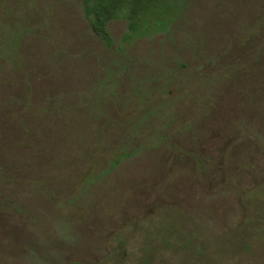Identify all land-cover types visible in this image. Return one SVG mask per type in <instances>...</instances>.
Returning <instances> with one entry per match:
<instances>
[{"label": "rangeland", "instance_id": "obj_1", "mask_svg": "<svg viewBox=\"0 0 264 264\" xmlns=\"http://www.w3.org/2000/svg\"><path fill=\"white\" fill-rule=\"evenodd\" d=\"M82 1L48 3L46 21L42 20V35L52 41V55L57 54L58 59L54 63L47 60L45 51L50 49L44 43L47 40L41 41L40 51L32 49L27 59L33 63V76L28 78V83L38 94L46 88L49 92V88L53 89L47 95L48 101L51 97L52 103L62 108L83 103L85 98L90 100L97 84H100V92L113 99L112 94L116 97L127 94L132 80L143 79L142 70L134 69L133 75L116 71L114 67V78L108 80L104 74L105 65L101 64L104 60L112 57L115 66V62L134 56L138 59L136 68L139 61L149 64L146 74H180L185 71L181 65L194 59L185 41L194 39L193 47L197 44L204 58L215 60V54L222 56L218 48L219 31L226 34L235 25V21L231 23L232 18L226 20L228 5L233 6L232 3L197 0L193 9L182 11L181 24L178 22L175 26L173 39L179 44L166 43L167 36L158 34L123 45L127 23L113 21L108 28L114 45L107 49L92 33ZM37 54H40L38 61ZM220 64H224V68L211 65L201 70L207 77L204 73L201 77L193 74L194 78H189L183 89L195 91V94L191 93L185 100L177 95L179 101L168 108V116L173 112L176 122L183 123L186 119L191 126V133L171 139L172 145L138 152L105 175L97 185L79 186L85 173L84 163L90 169L98 162L101 169L108 166L100 160V150L90 161L87 156L93 152L86 150L83 161L74 159L64 164L61 160L51 161L58 172H65L63 183L56 176L47 187L32 189L27 186L31 179L25 176L26 185L10 187L11 191L8 188V195L13 193L19 197L29 210L23 218H11L7 222L11 226L3 228L0 264L98 263L110 254L117 234L128 241L127 251H133L127 252L126 261L120 264H138L140 256L137 253L143 248L145 233L133 232L132 226L137 221L146 223L153 219L157 222L145 229L159 230L160 240L169 237V231L181 230L193 235L192 242L196 244L189 257H171L170 262V252L178 248L161 247L159 239H151L150 246L156 249L155 253L159 251L156 254L162 256V264H264V100H258V94L252 91L257 101L249 104L240 75H234L235 88L225 94L230 83H223L221 78L231 68L225 58ZM234 70L241 74L239 67ZM211 71L218 76L219 82L209 80ZM47 77L54 80L52 85L44 81ZM200 78H208V81L197 84L202 86L198 91L195 81ZM218 83L222 85L219 87ZM161 85L157 82L158 87ZM169 88L168 94L160 97L152 94L145 105L153 107L161 104V100L176 96L174 89ZM60 130V127L55 129L56 136ZM10 131L13 135L17 132L14 141L19 149L28 155H38L28 144L31 140L27 135L26 139L18 138L20 128L11 127ZM33 134L36 135L35 131ZM86 141L89 139L71 143L79 148L88 145ZM9 157L22 159L23 155ZM201 157L207 161L202 164L204 168L200 164ZM188 220L200 225H192Z\"/></svg>", "mask_w": 264, "mask_h": 264}, {"label": "trees", "instance_id": "obj_2", "mask_svg": "<svg viewBox=\"0 0 264 264\" xmlns=\"http://www.w3.org/2000/svg\"><path fill=\"white\" fill-rule=\"evenodd\" d=\"M51 1L54 0H0V239L4 236L3 228L11 226L10 223H7L10 219L15 216L23 218L29 210L19 197L13 193L8 195V188L21 184L26 185L23 182L25 176L31 179L27 186L32 189L47 187L51 180H55L56 176L62 182L65 172H58L51 165L52 160H61L63 164L74 159L83 161L86 156L85 151L91 150L93 154L87 156L90 161L100 150V160L102 163L105 161L103 164L108 166L101 169V164L98 162L94 168L90 169L84 163L85 166H82V170L85 173L79 186L97 185L105 175L114 171L121 163L138 152L146 148L162 149L166 144L172 145L171 139L183 138L188 133L190 134L191 126L186 123V119L182 120L183 123L176 122L177 118L173 112L169 116L167 115L168 108H172V105L179 101L178 96L185 100L190 97L191 93L195 94V91L183 89L188 79L194 76L193 74L198 73L197 77H201L203 73L206 74V72H202L203 69L210 68L211 65L224 68L225 65L220 64L222 58H225L231 68L225 74L223 73L224 76L221 78L223 83L226 84V81L230 83V88L228 87L225 94H230L229 89L235 88L236 78L234 75H240L241 81L245 85L244 88H246L249 104L252 101L256 102L257 97L258 100H264V10L261 9L262 7L264 9L263 0H224L233 4V6L228 5L229 12H227L226 20L232 18L231 23L235 21V25L231 26L226 34L219 31L221 39L218 42V48L222 56L219 57L215 54V60L209 57L204 58L197 44L193 47L194 39H190L184 44L190 48L194 59L190 63L181 65L185 71L180 74L166 72L158 76L152 72L146 74L149 67L146 61H139L140 64L136 68L138 59L134 56L119 61L120 63L115 62V66L112 57L102 62L98 59L101 64L105 65L104 74L108 80L114 78V67H116V71L119 69V71L130 72L133 75H135L134 69L142 70L143 79L134 78L132 87L122 97H116L113 94V99L106 97L103 92H100V84H97L90 100L85 98L83 103L77 102L67 108L57 106L55 102L52 103L51 97H49V101L47 97L51 94L50 92H53V89L49 88V92L46 88L38 94L35 88L28 83V78L33 76L31 72L33 63L32 61L28 62L27 59H29L28 56L32 49L35 51L36 48H39L40 51L42 40H47L44 43L50 47L45 51L47 60L54 63L58 59L57 54L52 55L54 47L51 45L52 41H48V38L42 35L44 27L42 20L46 21V9H49L48 3L51 4ZM196 1L83 0L82 10L92 33L105 48L111 49L114 39L108 25L113 21L127 23V31L122 36L123 45L132 44L137 39L158 34L167 36L166 43L177 42L173 39L174 29L178 22L181 24V13L184 9H193ZM205 7L207 8V6ZM180 28L184 29L182 26ZM39 56L40 54L36 55L38 57L36 61ZM59 56L62 57V54L59 53ZM197 58H203L205 61L201 62ZM238 67L242 69L241 74L234 70ZM69 68L71 69V67ZM165 69L169 71L167 68ZM211 73L212 77L209 80L219 82L218 76L216 77L213 71ZM199 80L203 83H199ZM206 80L208 81V78H200L198 82L196 80L195 89L200 91L202 86L197 84H206L204 83ZM44 81L52 85L54 80L47 77ZM157 82H161L163 85L158 87ZM221 85L218 83L219 87ZM169 87L174 89L176 96L169 100H161V104L153 107L145 105L152 94L156 97H160L163 93L168 94ZM222 88L225 89V87ZM252 91L258 96H253ZM191 107L196 109V106ZM31 122L34 123L33 127L30 126ZM184 124L186 125L184 126ZM11 127L20 128L18 138L26 139L25 136H28L27 139L31 140L28 144L38 154L36 157L31 154L29 157L27 152L19 149V145L14 141L17 132L16 135H13L10 131ZM59 127L61 130L56 136L55 129ZM33 131L36 135L33 134ZM79 139H89L86 141L88 145L74 148L75 144L71 142H76ZM33 145L36 146L33 147ZM8 150L10 151L8 152ZM11 155H23V158H10ZM204 159L203 157L200 159L202 168L205 167L202 164L207 162ZM77 164L79 165L78 161ZM14 173L18 174L17 177L11 176ZM20 175H24V178H20ZM46 178L48 181L43 182L42 180L45 181ZM156 222L153 219L146 223L140 221L133 223V232L143 235L145 233V239L142 241L143 248H140L137 253L140 256L138 264H162L160 263L162 256L156 254L159 251L155 253L156 249H153L152 245L150 246L151 239H159L160 232L154 227L149 230L145 229ZM189 222L191 223V221ZM191 224L200 225L195 220ZM173 231H175L174 228ZM204 231L206 232L205 229ZM169 233V237L158 241V246L166 245L168 248H178L170 252L168 260L171 262L172 258L178 256L189 257L196 245L192 242L194 236L185 234L181 230H176L174 233L169 231ZM195 237L197 238V235ZM114 240L116 244H113L108 257L104 261L94 264H120L126 261L128 241L119 234ZM132 252L129 251L128 254ZM70 264L93 263L71 262Z\"/></svg>", "mask_w": 264, "mask_h": 264}]
</instances>
